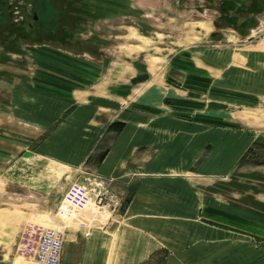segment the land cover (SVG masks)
Wrapping results in <instances>:
<instances>
[{"label": "crops", "instance_id": "obj_1", "mask_svg": "<svg viewBox=\"0 0 264 264\" xmlns=\"http://www.w3.org/2000/svg\"><path fill=\"white\" fill-rule=\"evenodd\" d=\"M152 15L147 11L153 29ZM207 27L199 34L210 45ZM190 31L186 39L197 34ZM220 42L230 48L243 40L223 35ZM190 47L192 60L155 56L159 63L149 64L137 59L143 50L106 61L37 46L26 63L31 72L7 90L0 145L15 144V152L0 159V177L17 190L4 193L41 204L61 178L84 168L114 198L106 219L68 233L60 264H149L158 255L163 264H264V248L245 240L264 237V191L243 204L218 184L242 155L233 159V150L247 148V136L214 122L216 88L229 81L221 70L232 63L262 67L264 39L238 54L195 44L182 49ZM123 57L134 62L127 67Z\"/></svg>", "mask_w": 264, "mask_h": 264}, {"label": "rangeland", "instance_id": "obj_2", "mask_svg": "<svg viewBox=\"0 0 264 264\" xmlns=\"http://www.w3.org/2000/svg\"><path fill=\"white\" fill-rule=\"evenodd\" d=\"M77 1L0 0V108L6 107L7 90L14 87L16 76H27L31 72L28 60L36 55L33 51L37 46L54 51L59 56H78L88 52L107 57L106 61L112 60L118 53L122 56L123 52L131 50L143 55L144 51L146 55L137 59L157 64L159 61L153 58L155 56L192 60V47L183 50L184 44L238 54V49L264 39V19H260L264 13L258 17L256 26L243 36L231 28L217 29L215 25L220 24V8L229 0H125L121 4L120 0H89L90 4L81 6L84 4L81 2L74 6ZM147 11L157 22L153 29L147 26ZM208 24H211L212 30L208 37V41L212 42L210 45H206L203 41L207 40L199 34V31H206ZM190 30L197 34L186 39ZM123 33L128 37L119 39L118 36ZM132 34H136L135 37ZM235 34L243 42L233 43L230 48L219 43L223 35L231 37ZM125 43H138L140 46L129 49ZM101 48L104 51L101 52ZM147 48L150 49L148 53ZM121 60L127 67L134 62L132 58L123 57ZM221 71L229 81L223 84L224 87L216 88L215 126L246 134L248 145L247 148L242 145L241 149L237 147L233 150V159L242 155L227 179L218 184L220 189L235 194L241 203L253 204L254 198L264 191V65L232 63ZM217 72L220 71L217 69ZM179 117L191 119L189 115ZM14 147L15 144L0 145V159L5 157L6 151L15 152ZM80 171L76 174L72 171L68 181L61 178L55 187V194L41 204H36L29 195L25 196L26 200L19 196L22 194L7 196L4 193L7 189L15 193L17 188L15 184L5 186L0 177V264H30L16 252L18 238L25 230L35 231L36 237L42 229H59L64 233L66 242L68 233L77 227L82 228L84 222H101L107 218L106 209L80 212L64 207L67 201L64 196L70 188L90 195L87 177L93 176V173L84 168ZM64 182H68L64 194L53 202ZM110 195L109 192L108 197ZM60 206H63L61 210ZM245 240L248 247L255 250L264 248V237L257 239L248 235ZM163 262L164 256L158 255L149 264Z\"/></svg>", "mask_w": 264, "mask_h": 264}, {"label": "built area", "instance_id": "obj_3", "mask_svg": "<svg viewBox=\"0 0 264 264\" xmlns=\"http://www.w3.org/2000/svg\"><path fill=\"white\" fill-rule=\"evenodd\" d=\"M87 183L90 195L85 194L82 190H71V188L66 191L64 196L67 199L66 205H64L66 210L70 207L80 212H85V210L101 212L111 207L114 198L111 195L108 197L103 182L91 175L87 177ZM61 207L63 206H60V210ZM34 235L35 231L33 230H25L21 233L16 245L17 254L30 264H60L64 233L59 229H42L36 237Z\"/></svg>", "mask_w": 264, "mask_h": 264}, {"label": "trees", "instance_id": "obj_4", "mask_svg": "<svg viewBox=\"0 0 264 264\" xmlns=\"http://www.w3.org/2000/svg\"><path fill=\"white\" fill-rule=\"evenodd\" d=\"M89 0H78L90 4ZM100 1V0H99ZM125 0H120V4ZM80 6V7H81ZM219 17L220 24H216L217 29L231 28L239 35H245L247 31L256 26L257 19L264 13V0H229L224 3ZM119 16V15H117ZM123 16V15H121ZM248 152V151H247Z\"/></svg>", "mask_w": 264, "mask_h": 264}, {"label": "bare ground", "instance_id": "obj_5", "mask_svg": "<svg viewBox=\"0 0 264 264\" xmlns=\"http://www.w3.org/2000/svg\"><path fill=\"white\" fill-rule=\"evenodd\" d=\"M135 35H136V34H132V36H134V37H135ZM140 40H141V39H140ZM63 222H64V221H63Z\"/></svg>", "mask_w": 264, "mask_h": 264}]
</instances>
